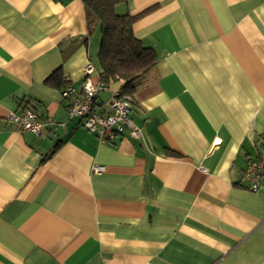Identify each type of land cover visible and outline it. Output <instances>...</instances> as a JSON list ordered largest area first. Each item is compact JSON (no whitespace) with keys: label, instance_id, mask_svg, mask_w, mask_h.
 I'll use <instances>...</instances> for the list:
<instances>
[{"label":"crops","instance_id":"crops-1","mask_svg":"<svg viewBox=\"0 0 264 264\" xmlns=\"http://www.w3.org/2000/svg\"><path fill=\"white\" fill-rule=\"evenodd\" d=\"M156 53L108 143L61 90L98 79L82 0H0V264H264V0H125ZM107 85L96 103L109 111ZM34 111L40 136L9 122ZM94 165L104 166L93 173Z\"/></svg>","mask_w":264,"mask_h":264},{"label":"built area","instance_id":"built-area-1","mask_svg":"<svg viewBox=\"0 0 264 264\" xmlns=\"http://www.w3.org/2000/svg\"><path fill=\"white\" fill-rule=\"evenodd\" d=\"M83 72L85 79L80 88L76 89L69 84L61 90V96L65 100L68 115L78 117L82 127L94 133L102 143L114 141L120 138L124 132H128L133 138H139L140 131L130 119L132 100L127 96H122L119 90H111V98L108 104L109 111L106 113L101 112L96 99L98 94L108 90V87L101 82H92L90 77L95 73V68L91 63L85 65ZM8 120L16 125L20 132L27 131L35 136L41 135L43 124L38 115L32 110H26L20 116L11 113ZM263 169L264 147L257 159L247 161L243 171L242 181L246 182L252 191L259 189V180ZM104 171V166L94 165L92 167L93 173Z\"/></svg>","mask_w":264,"mask_h":264},{"label":"trees","instance_id":"trees-1","mask_svg":"<svg viewBox=\"0 0 264 264\" xmlns=\"http://www.w3.org/2000/svg\"><path fill=\"white\" fill-rule=\"evenodd\" d=\"M89 24L100 27L98 79L105 85L121 82L119 93L134 102V94L144 77L154 68L155 51L142 43L133 32L137 18L118 14L115 6L125 0H82Z\"/></svg>","mask_w":264,"mask_h":264},{"label":"rangeland","instance_id":"rangeland-1","mask_svg":"<svg viewBox=\"0 0 264 264\" xmlns=\"http://www.w3.org/2000/svg\"><path fill=\"white\" fill-rule=\"evenodd\" d=\"M97 63H98V61H97ZM97 67H99V64L97 65Z\"/></svg>","mask_w":264,"mask_h":264}]
</instances>
